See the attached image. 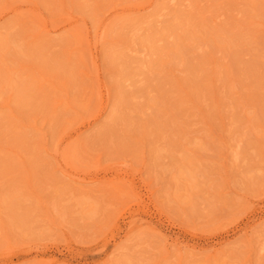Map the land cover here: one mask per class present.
I'll return each instance as SVG.
<instances>
[{
  "label": "rangeland",
  "instance_id": "374dc122",
  "mask_svg": "<svg viewBox=\"0 0 264 264\" xmlns=\"http://www.w3.org/2000/svg\"><path fill=\"white\" fill-rule=\"evenodd\" d=\"M0 264H264V0H0Z\"/></svg>",
  "mask_w": 264,
  "mask_h": 264
}]
</instances>
